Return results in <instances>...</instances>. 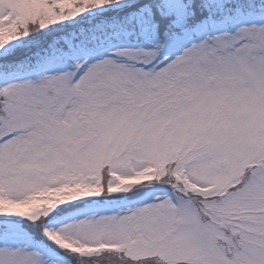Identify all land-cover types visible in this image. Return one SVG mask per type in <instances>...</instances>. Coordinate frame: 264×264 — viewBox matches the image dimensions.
I'll return each mask as SVG.
<instances>
[{"label": "snow or ice", "instance_id": "1", "mask_svg": "<svg viewBox=\"0 0 264 264\" xmlns=\"http://www.w3.org/2000/svg\"><path fill=\"white\" fill-rule=\"evenodd\" d=\"M0 264H264V0H0Z\"/></svg>", "mask_w": 264, "mask_h": 264}]
</instances>
